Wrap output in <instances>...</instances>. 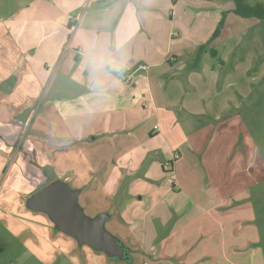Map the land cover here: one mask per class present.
<instances>
[{
    "label": "crops",
    "instance_id": "0c3cea01",
    "mask_svg": "<svg viewBox=\"0 0 264 264\" xmlns=\"http://www.w3.org/2000/svg\"><path fill=\"white\" fill-rule=\"evenodd\" d=\"M178 1L38 0L15 16L8 30L19 43L35 81L47 88L44 98L49 105L30 127L35 138L27 145L26 155L22 153L19 163L9 172L6 199L12 201L9 206L15 204L25 213H32L29 224L54 237L68 235L56 229L47 213L29 204L39 190L61 180L78 192L77 203L87 216L86 209L95 214L89 217L104 218L105 228L113 230L109 232L124 243L126 254L132 253L127 242L133 238L128 231L142 221L135 212L149 215L154 207H158L156 211L160 208L156 215L172 229L161 241V248L149 245L143 257L147 264H259L260 249L254 244L260 242V236L254 224V209L246 210L248 193L220 194L201 185L205 177L200 176L204 168L199 158L207 150L206 139L214 144L217 131L208 119L220 120L228 104L215 113L214 98L218 95H196L195 87L199 88V81L208 76L218 88L225 77L237 71L238 64L246 63V58L252 60V65L247 66L249 74L264 75V21L238 16L235 4L229 0H187L191 2L186 4L188 12L196 4L198 13H210L209 22L202 21L201 27L217 26L226 14L221 36L195 66V59H181L183 47L173 50L179 43L177 35L182 34L181 28L179 33L175 31L174 15L170 17L172 30L167 44L159 46L156 18L164 20L163 13L171 5L175 7L176 2L178 7ZM245 1L252 6L264 5V0ZM70 16L79 18L76 29ZM237 17L248 22L241 23ZM228 27L235 28L227 30ZM39 55L40 68L36 70ZM13 76L0 81V97L20 83L21 77L16 76L13 83ZM24 79L29 81L30 73ZM51 82L55 85L46 86ZM24 85L20 87L28 88ZM232 86H237L235 81ZM21 93L27 97L30 90ZM9 110H0V134H11L6 120L10 118ZM25 117L29 120L30 115ZM227 124L231 127L234 119ZM162 132L170 137V154L141 145L140 138L155 140ZM110 136L119 138L110 144ZM232 150L231 145L226 156ZM175 153L180 158L169 182L178 196L166 197L172 200L168 203L162 196L153 195L158 188L145 193L141 185L161 181L166 173L163 162ZM187 155L196 159L193 168L180 166ZM216 168L207 166L212 174ZM155 169L160 170V175L153 177ZM37 184L42 186L38 188ZM237 202L244 204L236 205ZM239 213L245 216L238 219ZM170 216L179 219L173 223ZM29 228L27 234L31 233L32 242L21 244L30 257H37V248L44 243L51 245L52 251L56 249L55 243ZM34 235L39 239L34 241ZM20 259L22 255L15 256L9 263L17 264ZM37 259L41 264L59 263L52 255L44 258V263L41 257Z\"/></svg>",
    "mask_w": 264,
    "mask_h": 264
},
{
    "label": "rangeland",
    "instance_id": "374dc122",
    "mask_svg": "<svg viewBox=\"0 0 264 264\" xmlns=\"http://www.w3.org/2000/svg\"><path fill=\"white\" fill-rule=\"evenodd\" d=\"M35 2L37 3L38 0H0V81H3V78L10 74L14 75L13 83H15L16 76L21 77V81L17 86L15 85V89L0 97V110L3 111L6 107L10 108L7 112V117L10 118L6 120L8 121L7 124L10 125L9 131L11 133L8 135H5V132L0 134V264H10L11 258L21 255L22 260L20 259L21 261L17 264H41L37 257H41V262L44 263L43 259L49 255L56 256L59 259L58 264H147L143 257H146L145 253L149 245H156V247L161 248V241L165 239L170 229H172V227L167 228L164 219L156 215L160 209L156 211L155 209L158 207H154L149 215L139 211L135 212H138L137 216L142 221L128 231L129 236L133 238V240L127 242V245L132 249V253L129 252L125 257H122L115 254L111 255L109 251L94 248L90 244L81 243L72 235L70 237L61 233L60 237H54V234L44 231L45 229L43 230L41 227L42 230H40L37 225L29 224L28 222L30 219L29 215L31 216L32 213H25L21 206L17 207L15 204L9 206L12 201L6 199L10 191L9 181L11 177L9 172L19 163L22 153L26 155L25 149L27 145L35 138V134L31 132L32 129L30 127H32L34 119H37L39 112L44 113L49 105L44 98L47 88H41L35 81L25 61V55L19 49V43L15 36L12 35V32L8 30L9 24L15 21V16L21 14L23 10ZM68 2L69 0H63V3ZM190 3L187 0H180L178 1V7L176 2L175 7L171 5V8L166 10V13H163L165 16L164 20H160L161 18L159 17L156 19L159 25L160 48L163 47V44H167V38L170 30H172L170 17L174 15L177 24L175 31L179 33L181 28L182 34L177 35L176 39H179V43L175 44L173 50L175 51L177 47L180 51L181 47H183L181 59L184 62L194 61L195 59L196 63V56L200 46L210 39L218 25L212 28L209 26L201 27L202 21L209 22L210 13L204 11L198 13L194 9L197 6L196 4H193L188 12L186 4ZM213 13L214 11H211V14ZM196 19L197 22L194 23ZM237 20L241 21V23L248 22L240 17H237ZM166 28H169V32ZM233 28L235 27H228L227 30ZM193 48H195L194 51L192 50ZM170 58L172 59L173 57L170 55ZM247 59L244 60L246 63L238 64L237 71H234L232 76L225 77V80H222L218 88L213 85L208 76H205L204 80L199 81V88L195 87L196 95L203 93L207 98L218 95L214 98L215 113L228 104V108L220 114V120L208 119V122H212L217 131L214 134V144L208 139L205 141L207 150L204 156L199 158L200 164L204 168L200 176L205 177L201 185L208 191L212 190L220 194L236 192L238 195L243 192L248 193L250 200L246 202V210L254 209V224L259 230L260 236V242L255 243L254 247L260 249L259 264H264V75L259 72H251L249 74L247 66L252 65V60ZM257 63L260 64V60ZM35 65L36 70H39L40 55L36 59ZM229 65L230 63L226 69L229 68ZM28 73H30V79L26 81L24 75ZM123 75L126 76V74ZM234 81L237 86H232ZM24 84L28 88L20 87L25 86ZM54 85L51 82L46 86ZM25 89L30 90V94L27 97L21 93ZM146 108L149 109V106ZM26 114L30 115L29 120H26ZM11 115H14V118H11L13 117ZM232 119H234V124L228 127L227 123ZM118 138V136L114 138L110 136L109 143H115ZM64 141L67 142L68 140ZM139 141L144 148H160L168 152V154L171 152L170 137L167 133L162 132L160 137L155 140L147 141L140 138ZM231 145L233 150L226 156L227 150L231 148ZM62 147H69V145H63ZM211 154H213V158H211ZM152 155L154 156V154ZM172 158L173 154L170 159L164 160L163 166L170 162ZM195 161L196 159L191 155H187L179 164L180 166L184 164L186 169H190L194 167L193 163ZM207 166L217 168L212 174L207 170ZM164 174V178L161 181L156 183L148 182V184L142 183L141 188L145 193H153L158 188V193H153V195L162 196V199L169 203L172 200L165 199L166 197L174 198L178 195L174 192L172 183L169 182L170 175ZM159 175L160 170L158 169L152 172L153 177ZM178 175L181 177L180 173ZM227 177H229L230 184L227 183ZM52 178L54 177L51 176ZM41 186L42 184H37L38 188ZM176 192L178 193V191ZM144 203H146V199L142 202V207ZM240 204H244V202H237L236 205ZM85 212L89 216L95 217V214L88 209ZM244 216L239 213L238 219H242ZM170 217L173 223H176L177 219H179V216ZM29 227L39 231L42 237L44 236L47 240L55 243L57 245L56 249L52 251L51 245L44 243L37 248L40 251L39 253L37 252V257H30V252L21 244V242H32L30 241L31 233L27 234ZM256 227L254 228L255 230ZM109 231L112 232L113 230ZM116 235L118 236V234ZM247 236L248 234H245L244 237ZM32 237L34 241L39 239L35 235ZM39 242L45 241L40 239ZM122 244L124 243L122 242ZM135 248L136 251H133ZM3 249H5V253L2 252ZM32 249L33 251L35 250L34 248ZM16 260L18 261L19 259Z\"/></svg>",
    "mask_w": 264,
    "mask_h": 264
},
{
    "label": "water",
    "instance_id": "95a60500",
    "mask_svg": "<svg viewBox=\"0 0 264 264\" xmlns=\"http://www.w3.org/2000/svg\"><path fill=\"white\" fill-rule=\"evenodd\" d=\"M78 192L61 180L39 190L30 201V207L48 214L58 231L72 235L81 243L125 257V246L105 228L103 217L87 216L77 203Z\"/></svg>",
    "mask_w": 264,
    "mask_h": 264
},
{
    "label": "trees",
    "instance_id": "16d2710c",
    "mask_svg": "<svg viewBox=\"0 0 264 264\" xmlns=\"http://www.w3.org/2000/svg\"><path fill=\"white\" fill-rule=\"evenodd\" d=\"M229 1H232L235 4L236 6L235 13L238 16L247 19L255 18L264 21V5L257 4L252 6L249 5L245 0H229ZM225 24H226V14L223 15L222 19L220 20L216 30L214 31L210 39L205 44L200 46L198 55L196 56L195 66H198V64L201 61L202 55L208 51L209 46L221 36L222 31L225 28ZM211 52L212 55H215V52L213 50Z\"/></svg>",
    "mask_w": 264,
    "mask_h": 264
},
{
    "label": "built area",
    "instance_id": "2783aa9c",
    "mask_svg": "<svg viewBox=\"0 0 264 264\" xmlns=\"http://www.w3.org/2000/svg\"><path fill=\"white\" fill-rule=\"evenodd\" d=\"M70 20L73 22V29L77 28V24L79 22V18L76 16H70ZM158 128V127H157ZM180 158V154L179 153H175L173 158L171 159L170 162L166 163L164 165V171L170 175V177L172 178L173 175V170H174V166L176 161Z\"/></svg>",
    "mask_w": 264,
    "mask_h": 264
}]
</instances>
